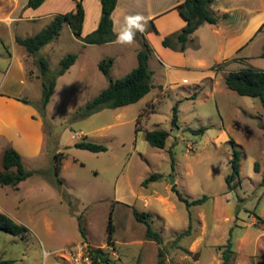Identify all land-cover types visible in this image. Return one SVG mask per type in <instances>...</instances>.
<instances>
[{
  "label": "rangeland",
  "instance_id": "374dc122",
  "mask_svg": "<svg viewBox=\"0 0 264 264\" xmlns=\"http://www.w3.org/2000/svg\"><path fill=\"white\" fill-rule=\"evenodd\" d=\"M59 2L63 12L73 9L72 0ZM3 3L0 13L7 9ZM87 6L94 9L92 1H87ZM47 21L45 18L38 25ZM148 23L143 33L137 32L131 46L91 45L83 49L70 38L69 31H64L62 41L51 42L54 71L58 59L69 53L79 55L80 60L59 82L44 113L37 97H41L42 88L40 94L31 92L30 105L43 122L45 144L36 158L22 161L26 171L34 172L31 177L16 187H0V212L28 229L18 237L0 231V262L72 264L71 252L80 245L100 250L112 264H157L159 249L165 264H221L220 247L226 244L231 229L233 264L264 260V227H254L255 215L264 220V105L258 98L228 90L224 81L229 72L247 66L264 69V58L249 65L236 56L221 70L212 71V65L225 60L216 62L215 42L205 36L200 50L196 43L188 44V58L198 55L210 65L198 81L191 68L162 66L156 59L157 47L146 39ZM28 24L0 25V81L10 54L27 56L15 42V35H35L37 28ZM205 31L206 27L202 28L198 36ZM146 42L152 52L149 68L154 88L150 93L129 106L76 117L75 113L108 85L98 70L99 62L117 58L110 78L120 79L136 66V53ZM190 63L186 61L187 67ZM174 107L178 109L177 127L171 125ZM202 128L203 134H194ZM155 129L169 134L163 149L144 140V133ZM230 140L241 156L239 183L234 181L236 190L227 193ZM81 141L103 145L107 151L75 148ZM2 156L0 150V172ZM56 156L61 160L57 176ZM152 175L159 177L142 185ZM173 185L189 201L208 199L188 209L172 191ZM132 208L150 214L154 230L162 236L161 245L145 238V226L136 222ZM110 211L114 233L108 241ZM189 225V234L182 236Z\"/></svg>",
  "mask_w": 264,
  "mask_h": 264
},
{
  "label": "trees",
  "instance_id": "16d2710c",
  "mask_svg": "<svg viewBox=\"0 0 264 264\" xmlns=\"http://www.w3.org/2000/svg\"><path fill=\"white\" fill-rule=\"evenodd\" d=\"M46 0H28L26 8L36 10ZM74 9L64 14L55 15L49 24L41 29L33 36L16 37L15 42L20 47L24 48L27 54L36 57L38 52L51 42L56 40L64 25H67L73 36L80 40L84 45H105L112 43L116 39V35L113 31V22L111 15L116 7L117 0H100L101 17L98 27L93 32L82 36V28L84 23V7L82 0H73ZM216 0H184L181 4L176 6L181 18L185 21L184 27L175 33L165 36L161 40V45L164 48H168L178 52H184L187 48V43L190 41L191 36L204 24L215 25L217 17L210 10L211 4ZM148 33L157 34V30L154 27L152 21L149 23ZM264 29V24L261 26L260 31ZM151 49L147 42L141 49L137 51L136 61L137 64L132 68L125 76L117 80L110 78V71L114 63L112 57L103 59L98 64V70L107 79L108 85L103 89L93 100L87 102L84 107L80 108L75 116L78 118H87L103 109H117L125 106L135 104L142 100L150 91L154 88L152 84L153 73L149 68V59L151 57ZM77 55L69 53L64 56L59 64L58 69L54 72H50L49 63L43 57H38L34 60L40 75L42 77V95L40 99V112L44 113L47 108L51 97L56 88L57 79L63 76L77 60ZM264 58V52L260 55ZM240 60V58H237ZM232 60H225L220 64H216L210 68L212 71H219L227 63ZM225 85L228 90L236 93L239 96L258 98L264 105V71L247 66L237 71H231L225 78ZM20 102L26 105H30V102L26 99H18ZM177 107L173 108V117L171 125L177 127ZM204 128L194 132V134H203ZM139 130H136V133ZM169 137L168 132L164 130H152L144 133V140L151 146L157 149H163L166 145ZM229 144L232 147V155L230 159L231 174L225 178L227 187V193L234 192L237 185L234 184L239 177L240 172V156L241 152L238 150L237 145L230 140ZM75 148L87 150L93 153L106 152L107 148L100 144L81 141L75 143ZM56 158L55 175L60 172V159ZM2 168L0 172V187H16L18 184L31 177L34 172L26 171L23 166L22 158L20 154L8 147L2 156ZM14 169V171H11ZM255 172H258V163L254 165ZM158 175H152L146 179L142 185L146 186L149 182L156 181ZM59 182H61L59 180ZM239 183V180H237ZM262 185L264 186V172L262 178ZM172 191L177 194L178 200L184 203L185 206L190 209L194 206H199L205 203L208 197L204 196L201 199L189 201L184 198L178 191H176L175 185L171 187ZM132 214L136 222L145 226V238L149 241L155 242L158 245L162 244V236L156 230H154L151 222V216L148 213L140 212L135 208H132ZM189 219L191 215L189 214ZM255 228H263L264 220L255 215ZM191 225L185 234H189ZM0 231H5L13 236L25 235L28 229L14 222L9 216L0 212ZM79 231L81 237L85 238V231L79 223ZM114 233V226L112 223V211H110L108 218V241L112 240ZM221 264H233L235 252L233 249L232 241V229L229 233V239L224 246H221ZM90 256L93 258L94 264H112L100 250H89ZM0 264H14V261H2ZM157 264H165L164 254L161 249L158 250V262ZM255 264H264V260H258Z\"/></svg>",
  "mask_w": 264,
  "mask_h": 264
},
{
  "label": "crops",
  "instance_id": "0c3cea01",
  "mask_svg": "<svg viewBox=\"0 0 264 264\" xmlns=\"http://www.w3.org/2000/svg\"><path fill=\"white\" fill-rule=\"evenodd\" d=\"M20 1H22V4H20ZM87 1L93 2V10L88 9L91 6H87ZM183 1L117 0L116 7L111 15L113 31L117 35L125 24L126 16L137 13L144 15L148 22L152 21L158 32L157 34L149 33L146 38L148 42L157 47L156 59L160 61L165 69L191 68L189 71L198 76V81L203 80L201 74L210 65H207L198 55L194 59H192L193 56L188 58V44L189 42L196 43L197 50H200L205 36L215 42V49L217 50L216 62L229 60L237 56L252 65L251 61L261 58L260 55L264 52V29L260 31L261 26L264 24V0H216L210 6V10L217 17L215 25L204 24L196 30L187 43V48L184 52L164 48L161 45L162 38L180 31L185 25V21L176 10V6ZM27 2L28 0H0V6L2 3L7 6L6 11L0 13V25L7 27L14 24L18 25L19 23H30L28 25L35 26L34 28H37L35 32L38 33L49 24L55 15L69 12L61 10L59 0H46L36 10L26 8ZM82 4L85 12L82 36H86L98 27L101 17V6L100 0H82ZM74 7L73 1V9ZM45 18L48 21L43 25H38ZM66 27L69 30H64L67 29ZM204 27H206V34L204 35L203 33L204 36H198ZM64 31H69L70 38L73 37L83 49L91 46L84 45L80 40H77L67 25L62 28L59 37L54 41L61 40ZM16 37L21 36L15 35ZM115 44L117 43L113 41L105 45L112 46ZM51 45L50 43L41 49L38 52V57L45 58L49 63L50 72H53L50 56H52L54 50L50 48ZM25 53L27 52L25 51ZM77 56L76 63L63 76L57 79L56 88L51 99L57 91L59 82L70 75L78 66L80 56ZM62 58L58 59V64ZM9 59L8 68L3 73L0 81V150L3 154L6 148L12 147L20 154L22 161L31 160L40 155L44 149L45 134L43 122L31 105L23 104L18 99H26L31 104V92L35 91L40 94L42 77L34 63L37 56L30 55L29 57V54L27 56L24 54H10ZM191 60H193L192 63H190ZM116 61L117 58H114V63ZM186 61L190 63L191 67H187ZM260 70L264 71V69ZM182 83H187V80L182 79ZM37 97L39 100L41 99L40 95Z\"/></svg>",
  "mask_w": 264,
  "mask_h": 264
},
{
  "label": "clouds",
  "instance_id": "9594fccd",
  "mask_svg": "<svg viewBox=\"0 0 264 264\" xmlns=\"http://www.w3.org/2000/svg\"><path fill=\"white\" fill-rule=\"evenodd\" d=\"M147 18L137 13L125 17V24L116 35L115 43L121 46H131L135 43L137 32L143 33L147 25Z\"/></svg>",
  "mask_w": 264,
  "mask_h": 264
},
{
  "label": "built area",
  "instance_id": "2783aa9c",
  "mask_svg": "<svg viewBox=\"0 0 264 264\" xmlns=\"http://www.w3.org/2000/svg\"><path fill=\"white\" fill-rule=\"evenodd\" d=\"M72 264H94L93 258L89 254V249L86 246H78L77 249L71 252Z\"/></svg>",
  "mask_w": 264,
  "mask_h": 264
},
{
  "label": "water",
  "instance_id": "95a60500",
  "mask_svg": "<svg viewBox=\"0 0 264 264\" xmlns=\"http://www.w3.org/2000/svg\"><path fill=\"white\" fill-rule=\"evenodd\" d=\"M170 183H171V184H174V179H173L172 176H171V179H170Z\"/></svg>",
  "mask_w": 264,
  "mask_h": 264
}]
</instances>
